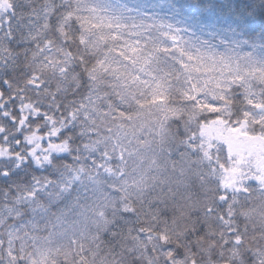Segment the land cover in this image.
Listing matches in <instances>:
<instances>
[{
  "label": "snow or ice",
  "instance_id": "snow-or-ice-1",
  "mask_svg": "<svg viewBox=\"0 0 264 264\" xmlns=\"http://www.w3.org/2000/svg\"><path fill=\"white\" fill-rule=\"evenodd\" d=\"M0 264H264V0H0Z\"/></svg>",
  "mask_w": 264,
  "mask_h": 264
},
{
  "label": "clouds",
  "instance_id": "clouds-1",
  "mask_svg": "<svg viewBox=\"0 0 264 264\" xmlns=\"http://www.w3.org/2000/svg\"><path fill=\"white\" fill-rule=\"evenodd\" d=\"M241 4L243 5V0H241Z\"/></svg>",
  "mask_w": 264,
  "mask_h": 264
},
{
  "label": "trees",
  "instance_id": "trees-1",
  "mask_svg": "<svg viewBox=\"0 0 264 264\" xmlns=\"http://www.w3.org/2000/svg\"><path fill=\"white\" fill-rule=\"evenodd\" d=\"M241 7H243V5L241 4Z\"/></svg>",
  "mask_w": 264,
  "mask_h": 264
}]
</instances>
